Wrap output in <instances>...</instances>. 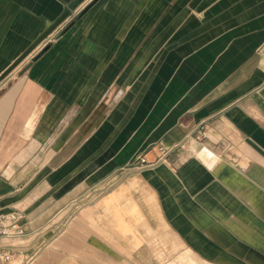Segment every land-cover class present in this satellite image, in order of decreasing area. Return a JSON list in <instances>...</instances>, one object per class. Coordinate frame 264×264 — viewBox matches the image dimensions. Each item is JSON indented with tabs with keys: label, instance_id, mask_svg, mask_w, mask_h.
Listing matches in <instances>:
<instances>
[{
	"label": "crops",
	"instance_id": "1",
	"mask_svg": "<svg viewBox=\"0 0 264 264\" xmlns=\"http://www.w3.org/2000/svg\"><path fill=\"white\" fill-rule=\"evenodd\" d=\"M91 1L0 0V73L68 11L0 80V207L24 228L0 238L13 264H139L155 236L206 264H264V0H96L79 16ZM157 22L179 35L150 34ZM142 74L131 101L122 77ZM97 108L114 130L84 134Z\"/></svg>",
	"mask_w": 264,
	"mask_h": 264
},
{
	"label": "rangeland",
	"instance_id": "2",
	"mask_svg": "<svg viewBox=\"0 0 264 264\" xmlns=\"http://www.w3.org/2000/svg\"><path fill=\"white\" fill-rule=\"evenodd\" d=\"M173 13L174 12H172V11L170 12V10L166 11L164 13L155 12L153 15V19L154 20L159 19L160 21H163V20L166 21V20H168L169 17H172ZM198 15H199V12H192L189 14L188 18L192 17L190 20L192 22H194L195 21L194 19H196V16L199 17ZM172 20H174L172 22V24H175L177 21V19H172ZM187 21L190 23L189 20H187ZM197 21L200 22L201 20H198V18H197ZM202 21H204L206 23H202V26L204 27L202 30L203 32L201 33L202 35L200 34L198 37L211 38L212 36H214L216 34V32L211 30L210 25H209V23H207V21H205V20H202ZM158 24H159V22L156 23L155 28L150 30V34L153 33L155 35L158 34L162 37H167V38H165V39H167V41H169L171 38L173 39L174 37H177L179 35L178 29L174 30L172 28L169 30H162V29L158 28V26H157ZM194 24H192V25H194ZM189 25L192 26L191 24H187V28L190 27ZM146 31L147 30H145V29L141 30L139 33V37L148 36L149 34H144V33H146ZM146 47L147 46H143V45L139 46L140 54L143 52L144 49H146ZM165 48H169V46L166 44L158 45L155 52L157 54H159V53L163 52L165 50ZM193 49H194V45H193ZM208 51H209V49H208ZM225 51H226V47L223 50V52H225ZM156 57H157V55H156ZM156 59H155V62L157 64L158 62ZM139 63H140V65L142 64V66L139 67V70H140V68L144 67V63H146V61L143 62L140 60ZM175 63L176 64L178 63L179 65H181L183 62L180 60V61L175 62ZM129 64H131V63H128V65ZM178 64L176 66H174L173 68H171L170 73L172 72V74H173L179 70L177 68ZM145 78L146 77L143 76V74L140 76H136V77H131V76L122 77L124 90H126L127 93L129 92L128 95L133 94L130 97L128 96L131 99V101L136 100V98H137L136 93L140 92L141 86H144V83H142V82L145 80ZM171 78L170 79L166 78L165 80L169 83V81L173 79V78L172 79ZM130 92H132V93H130ZM109 94L110 93H108L106 96V99H105L106 102L109 101V96H110ZM92 99H93V97H92ZM108 104H109V102H107V105ZM123 109H124L125 113H124L122 120H125V122H126V120L129 118V117H127V116H129L127 113V112H129V108H126L124 105ZM105 110L106 109L99 110V108H97L94 111L91 121L86 125V128L84 129V134H87L89 131H91L92 133L94 132V134H96V133L98 134V132H100V131L102 133V132H106L108 130H112V128L114 130V124L115 123L114 124L112 123V126H111V124L109 122L111 117L109 115L106 116L105 122L103 121L101 123L102 129L98 128L100 118H102V116L104 115ZM105 124H106L107 129H104ZM103 130H105V131H103ZM204 130H207V128L205 126L201 129V132L203 133ZM94 134H92V137L94 136ZM109 138H110V136L106 137V141L104 142L105 144L102 143L103 146L104 145L109 146V144L112 143V142H110ZM94 143H95V145H94ZM92 146H93V148L98 149L99 142L97 140L96 141L92 140ZM105 187L106 186L97 188L96 192L98 193L99 191L103 190ZM78 204H80V202H78ZM148 244L153 247V252L139 254L140 255L139 256V264H206L205 261L200 259L198 256H196V254L189 247L184 248L183 245L176 242V240L170 236H155L153 239L149 238ZM66 263L67 264H77L74 260H71V259L67 260Z\"/></svg>",
	"mask_w": 264,
	"mask_h": 264
},
{
	"label": "built area",
	"instance_id": "3",
	"mask_svg": "<svg viewBox=\"0 0 264 264\" xmlns=\"http://www.w3.org/2000/svg\"><path fill=\"white\" fill-rule=\"evenodd\" d=\"M139 164H150L143 155H137ZM22 213L18 209L4 211L0 207V238L15 239L24 233V228L20 223ZM9 245L0 242V264H13L14 252Z\"/></svg>",
	"mask_w": 264,
	"mask_h": 264
},
{
	"label": "water",
	"instance_id": "4",
	"mask_svg": "<svg viewBox=\"0 0 264 264\" xmlns=\"http://www.w3.org/2000/svg\"><path fill=\"white\" fill-rule=\"evenodd\" d=\"M96 0H92L79 14V16ZM68 15V11L65 10L55 20L51 21L48 26L38 34L35 39L20 53L18 56L0 73V80L3 79L11 70H13L21 61H23L31 51L47 36L49 35ZM74 23V20L69 22L62 30L64 32Z\"/></svg>",
	"mask_w": 264,
	"mask_h": 264
}]
</instances>
